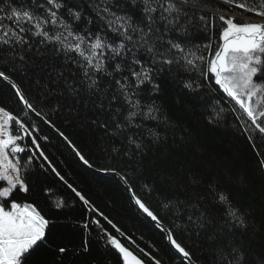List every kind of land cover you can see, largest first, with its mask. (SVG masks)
I'll use <instances>...</instances> for the list:
<instances>
[{
  "label": "snow or ice",
  "instance_id": "snow-or-ice-1",
  "mask_svg": "<svg viewBox=\"0 0 264 264\" xmlns=\"http://www.w3.org/2000/svg\"><path fill=\"white\" fill-rule=\"evenodd\" d=\"M45 55L62 66L47 82L32 79L34 57ZM177 76L184 89L206 91L213 100L210 127L231 119L264 181V0H0V264H67L65 246L35 258L55 219L39 204L15 198L53 195L46 178L33 180L37 161L73 201H55L52 210L78 202L87 213L80 227L96 226L116 264H264V244L258 251L251 246V237L264 229V219L257 221L264 218V197L258 205L245 203L219 181L204 184L195 175L187 185L161 178L158 187L141 173L135 180H144L146 198L127 173L97 166L44 112L50 105L52 112L67 108L85 132L99 135L111 158L143 160L172 127L156 98L164 78ZM5 88L16 109L5 104ZM29 114L56 131L79 165L119 175L135 209L160 236L159 246L146 251L126 237L58 169L39 143L48 137L38 135L39 124L25 119ZM81 251H89L87 239Z\"/></svg>",
  "mask_w": 264,
  "mask_h": 264
},
{
  "label": "trees",
  "instance_id": "trees-1",
  "mask_svg": "<svg viewBox=\"0 0 264 264\" xmlns=\"http://www.w3.org/2000/svg\"><path fill=\"white\" fill-rule=\"evenodd\" d=\"M34 61L37 66L30 70L29 76L32 79L39 78L43 82H47L55 75V69L62 66V60L53 59L50 55H45L42 59L34 57ZM4 91L7 93L5 104L16 109L15 102L10 99L11 93L6 88ZM156 103L162 105V111L167 114L172 127L166 130V140L162 131L161 140L156 145L149 146L143 160L137 159L132 162L120 157L111 158L103 151L105 144L99 135L93 137L85 132L80 121L75 119V114L69 115L67 108L52 112L49 110L50 105L44 112L97 166L111 165L122 174L127 173L130 180L136 183V191L146 198L147 189L142 188L144 180L155 182L159 187L161 178L174 177L177 182L187 185L189 176L195 175L201 177L204 184L211 180L219 181L234 199H242L245 203L253 202L257 205L260 203L264 197V181L255 173L256 160L243 138L236 132L231 119L228 122L221 121L212 127L208 125V114L212 111L213 100L206 91L199 94L190 92L183 88L181 76H177L175 80L165 77L163 91L156 98ZM25 119L35 120L29 115ZM36 123L40 128L38 135L48 137L47 140H39L42 150L74 185L81 188L102 208L126 237L134 239L136 244L146 251L150 244L160 245V236L147 226V221L135 209L128 193L117 179L92 172L79 165L58 136L38 121ZM38 164L39 161L33 170L35 173L33 180L44 181L46 178V184L52 188L53 195L47 199L34 201L22 193L15 195L20 203L28 200L39 204L43 214L55 219L47 244L42 246L35 258H42L45 249L50 248L54 251L58 246H65L69 249L65 256L67 264H116V254L105 247L103 241L99 239L100 233L96 226H91V230L80 227L87 213L78 202L61 211L52 210L51 204L55 201L67 199L69 204L73 201L53 176L42 173ZM141 173L144 180L136 182L135 178ZM241 181L248 185L247 189L238 187ZM203 186L197 189L198 193L203 192ZM149 203L155 207L153 199H149ZM262 219L264 218L257 216L258 223ZM104 227L115 232L106 223ZM84 239L89 241L87 253L81 251ZM129 241L122 240L138 253L139 250ZM262 244L264 229L251 237L253 249L258 251ZM197 255L208 257L207 252H197Z\"/></svg>",
  "mask_w": 264,
  "mask_h": 264
},
{
  "label": "water",
  "instance_id": "water-1",
  "mask_svg": "<svg viewBox=\"0 0 264 264\" xmlns=\"http://www.w3.org/2000/svg\"><path fill=\"white\" fill-rule=\"evenodd\" d=\"M29 116L32 117L33 119H35L36 121H38L39 123L43 124L44 126H46L51 132H53L56 136H58L64 142V140L56 133V131L54 129H52L48 125L44 124L42 121L39 120V118L34 117L33 114H29ZM88 170H90L92 172H95V173L102 174L104 176L115 178L123 185V187H125L123 182L120 180L119 175H116V174H113V173H107V172H99V171H96L95 169H88Z\"/></svg>",
  "mask_w": 264,
  "mask_h": 264
},
{
  "label": "rangeland",
  "instance_id": "rangeland-1",
  "mask_svg": "<svg viewBox=\"0 0 264 264\" xmlns=\"http://www.w3.org/2000/svg\"><path fill=\"white\" fill-rule=\"evenodd\" d=\"M245 15V14H244ZM245 18H247V15H245ZM23 204V203H22ZM130 242V241H129Z\"/></svg>",
  "mask_w": 264,
  "mask_h": 264
}]
</instances>
